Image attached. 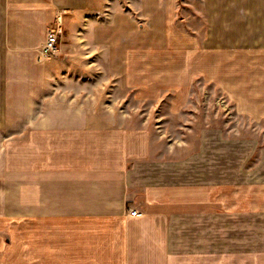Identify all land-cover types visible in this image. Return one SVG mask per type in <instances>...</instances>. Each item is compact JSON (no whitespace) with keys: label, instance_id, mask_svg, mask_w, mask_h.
<instances>
[{"label":"crops","instance_id":"crops-1","mask_svg":"<svg viewBox=\"0 0 264 264\" xmlns=\"http://www.w3.org/2000/svg\"><path fill=\"white\" fill-rule=\"evenodd\" d=\"M197 2L0 0V264H264V148L225 173L220 130L157 155L141 127L48 101L113 79L178 113L199 79L264 121V0ZM56 16L90 26L99 65L38 61Z\"/></svg>","mask_w":264,"mask_h":264},{"label":"rangeland","instance_id":"rangeland-1","mask_svg":"<svg viewBox=\"0 0 264 264\" xmlns=\"http://www.w3.org/2000/svg\"><path fill=\"white\" fill-rule=\"evenodd\" d=\"M197 1L179 0L180 15L187 12L183 11L184 6H192L195 3L194 6L198 8L199 3ZM51 26L59 32V53L65 49L77 57V60H81L80 56L86 54L91 61H94V65H99L96 56L100 51H103L104 47L102 40L96 39L94 41L90 33L87 32L90 26L82 22L79 27L72 26L70 31L69 26H67L68 30H66L65 21L59 16H56ZM73 29H76V32ZM77 30L79 31L77 32ZM109 37L111 42L119 44L118 34L109 32ZM114 83L116 81L113 82L111 79L110 82L105 81L104 86L100 85L98 88L85 90L78 95L74 92L64 95L62 92V95L55 97L57 93L48 90V92L54 93L53 98L50 97L48 101L58 103L61 98L64 101L62 102L64 107L86 108L88 112L98 117V123L141 127L149 132L153 153L157 155L167 154L169 148H177L186 141L188 146L194 148L197 143L195 133L200 129L220 130L222 138L227 141L223 146L216 145L214 149L222 155L220 161L225 173L229 172L232 159L241 162L249 155L252 148L253 154L257 152L256 145L264 148V121L256 122L238 114L233 103L209 83L197 79L194 84L192 101L178 113L170 112L167 104L170 93L164 94V98L156 102L139 101L134 98L132 91L117 87ZM81 88L86 89L87 86H80L79 89ZM214 134L209 133L211 136ZM218 139L220 138H216V140ZM209 141H214V138H209ZM253 154L250 159L251 163L254 161L253 156L255 154ZM3 223L4 221L0 222V225H4Z\"/></svg>","mask_w":264,"mask_h":264},{"label":"built area","instance_id":"built-area-1","mask_svg":"<svg viewBox=\"0 0 264 264\" xmlns=\"http://www.w3.org/2000/svg\"><path fill=\"white\" fill-rule=\"evenodd\" d=\"M59 32L55 30L51 24L47 29V37L44 45L38 51V61L44 62L50 59L55 58L59 53ZM132 215L138 216L140 213L133 210L131 211Z\"/></svg>","mask_w":264,"mask_h":264},{"label":"trees","instance_id":"trees-1","mask_svg":"<svg viewBox=\"0 0 264 264\" xmlns=\"http://www.w3.org/2000/svg\"><path fill=\"white\" fill-rule=\"evenodd\" d=\"M197 82V79L194 81V84Z\"/></svg>","mask_w":264,"mask_h":264}]
</instances>
